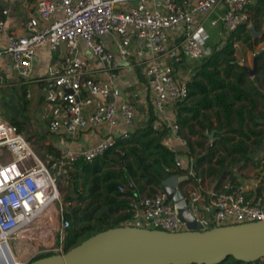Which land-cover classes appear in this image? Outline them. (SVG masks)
Masks as SVG:
<instances>
[{
	"label": "built area",
	"instance_id": "1",
	"mask_svg": "<svg viewBox=\"0 0 264 264\" xmlns=\"http://www.w3.org/2000/svg\"><path fill=\"white\" fill-rule=\"evenodd\" d=\"M9 1L27 4V0ZM254 2L36 0L23 32L5 33L0 59L6 57L7 69L26 84L33 79L36 49L41 45L50 50L63 47L59 63L34 79L41 96L39 118L52 134L74 137L100 126L105 131L90 147L59 148L44 151L39 157L26 136L0 111V264H27L39 254L65 251L69 223L62 209L54 208L59 217L56 226L42 222L58 200L57 180L74 162H91L112 147L116 139L127 138L140 117L136 106L121 98L116 81L119 68L137 67L155 114L151 126L167 127L163 143L169 148L184 144L170 113L173 104L187 97L192 64L206 55L209 34L203 23L215 7H220L221 14L210 18L209 26L221 27L223 35L240 24L248 28L249 7ZM55 13L59 16L53 18ZM3 28L4 21L0 19V31ZM81 49L93 58L83 56ZM25 95L29 96L27 92ZM120 125L125 128L118 131ZM191 163L189 158L180 174L183 187L178 188L197 230L264 220L263 189L253 182L244 185L229 179L208 184L195 173ZM174 166L182 167L176 156ZM139 204V212L125 225L164 231L185 229L162 190L141 197ZM32 241L35 245L29 247Z\"/></svg>",
	"mask_w": 264,
	"mask_h": 264
},
{
	"label": "trees",
	"instance_id": "2",
	"mask_svg": "<svg viewBox=\"0 0 264 264\" xmlns=\"http://www.w3.org/2000/svg\"><path fill=\"white\" fill-rule=\"evenodd\" d=\"M249 8L250 25L259 34L253 36L240 24L230 33L218 35L221 38L214 40L213 49L192 67L186 99L171 107L174 122L185 141L187 161L192 158L195 173L203 179L221 173L223 155L246 156L250 147H258L264 138V76L260 77L264 75V0H255ZM236 42L249 51L263 43L261 49L254 51L253 76L234 60ZM23 96L24 90L17 100L23 102ZM154 119L148 101L146 120L132 129L127 138L116 139L112 147L91 162H74L59 177H63V189L66 188L62 200L67 206L62 216L69 223L64 250L96 232L125 225L141 208L142 195L160 191L163 179L184 173V169L174 166V157L180 152L163 143L167 127L153 129ZM10 122L21 132L17 122ZM211 131L216 140L207 145L189 140V136H204V132ZM41 142L43 152L56 151ZM194 147L203 153L194 154ZM216 152L221 153L214 164L211 162ZM46 255L49 254L42 253L33 259ZM217 264H264V259L243 263L227 257Z\"/></svg>",
	"mask_w": 264,
	"mask_h": 264
},
{
	"label": "water",
	"instance_id": "3",
	"mask_svg": "<svg viewBox=\"0 0 264 264\" xmlns=\"http://www.w3.org/2000/svg\"><path fill=\"white\" fill-rule=\"evenodd\" d=\"M248 29L253 36L259 34L252 25ZM245 69L249 76L255 74V55L252 67ZM212 134L205 133L209 141ZM181 180L170 175L162 180L161 190L185 224L184 230L121 225L96 232L61 254L35 258L27 264H217L227 257L243 263L264 259V220L197 230L178 188Z\"/></svg>",
	"mask_w": 264,
	"mask_h": 264
},
{
	"label": "crops",
	"instance_id": "4",
	"mask_svg": "<svg viewBox=\"0 0 264 264\" xmlns=\"http://www.w3.org/2000/svg\"><path fill=\"white\" fill-rule=\"evenodd\" d=\"M35 2L36 0H27V4L23 6L17 1L12 2L9 0H0V19L4 21V28L2 31H0V47H3L5 44L6 32L17 35L23 32L24 22L26 21L28 15L33 13ZM2 10H5L6 13L3 14ZM220 14L221 8L215 7L207 15L203 23L209 34L208 41L215 42V35L221 36L222 34V30L219 28V26H217V28H214L209 26L208 24V20L210 18ZM58 16V13L53 14V18H56ZM262 47L263 43L259 44L254 49V51L261 49ZM254 51L247 50V52H249L251 56H254ZM80 52L85 57L93 58L86 50L81 49ZM62 55L63 47H59L56 50H50L47 45H41L40 47H38L32 58L33 79H31L26 84H21L17 80L15 75L7 69L6 57L1 58L0 76L2 78V82L0 84V108H4L10 111L12 115L10 119L20 121L22 123V127L25 123L24 130L29 132L30 134L38 135L45 145H51L55 149H83L96 144L101 139L105 131L103 126H100L96 129H90L79 133L74 137H70L64 134H52L48 132L45 129L44 123L39 118L41 96L39 86L34 82V79L44 75L50 66L58 64L62 58ZM135 68L137 69V67H120L119 74L116 79L118 87L121 91V98L130 100L136 106L140 113L139 119L135 121L130 130L142 125L147 118L148 100L146 101V104L144 101L145 99H147L148 95L145 96V89L143 87V84H140V82L138 81L139 75L138 73H135ZM27 87L33 89L32 96ZM21 88H25L23 102H21V100H17V95L20 93L19 90ZM26 92L29 94L28 97H26L25 95ZM21 109H23V111H21ZM29 122L30 125H28ZM124 128V125H120L117 129L118 131H121ZM21 133L23 132L21 131ZM171 149L180 152L175 156L178 157L181 161L182 167L180 168L184 169L188 162L187 157L184 154L186 151L185 143L173 145V148ZM190 160L192 161V158H190ZM176 175L180 176V174ZM179 187L182 188L183 186L181 185ZM139 210L137 211V213L139 212ZM137 213L135 214V216L137 215Z\"/></svg>",
	"mask_w": 264,
	"mask_h": 264
},
{
	"label": "rangeland",
	"instance_id": "5",
	"mask_svg": "<svg viewBox=\"0 0 264 264\" xmlns=\"http://www.w3.org/2000/svg\"><path fill=\"white\" fill-rule=\"evenodd\" d=\"M214 28H217V26H215ZM215 36H214L215 37L214 40L217 41L220 36H217V35H215ZM259 44H261V43H259ZM259 44H257L255 46V48ZM213 46H214L213 42H211V41L207 42L206 54H208L213 49ZM233 58L235 61L239 62L241 65L245 66L246 68L250 69L252 67L253 56H251V54L249 52H247V49L245 48V46L242 45L240 42H236L233 44ZM198 62H199V60L195 61L192 64V67L194 65L198 64ZM135 73H138V69H136V68H135ZM138 81L140 82V84L146 85L145 81H143L141 78H139ZM24 89L25 88H21L19 90V92L23 91ZM27 89L29 90V92L32 96L33 95V89H31L30 87H27ZM144 92H145V96H146L147 92L145 90H144ZM147 100H148V97L144 101L145 104H146ZM0 111H1L2 115L7 120H13V121L18 123V125L21 128V131L27 137V140L30 143L32 150L39 157H41L43 154V149L40 147L42 142H41V139L39 138V136L35 135V134L34 135L30 134L29 132L25 131L24 130L25 123H24V126L22 127V123L20 121L15 120V119H10L12 116L10 111H8L4 108L3 109L0 108ZM21 111H23V109H21ZM170 114H171L172 120L174 121L173 114L172 113H170ZM13 115H15V114H13ZM28 125H30V122L28 123ZM179 131H180V128H179ZM182 132L184 133L185 129H182ZM205 133L208 134V132H204L203 133L204 136H199L198 134H196V136H189V140L190 141H201L206 145L213 142L214 140H216V139H214V137L212 135L211 136L212 140L209 141L208 137L205 135ZM180 136H181V134H180ZM193 153L197 155V153L202 154L203 152L202 151L198 152V149L194 147ZM220 153L221 152L215 153L214 157L212 158L211 163L215 164V162H213V161L220 157ZM221 165L223 166L221 173L217 176H215V175L207 176V178H204L206 183L209 184L212 181H218V179L221 178V179H229L235 183H240V184H244V185L253 182L258 187L263 189V187H264V138L258 147L251 146L250 150L248 151V154L246 156H240L238 154L223 155V160H222ZM63 185H64L63 177H61L57 180L58 200H56L54 202V204L52 205L51 211H50L51 214H48V215L45 214V216H43V218H42V222L46 225L56 226L59 222V217L57 216V214H56L57 211H55L54 208L57 209L60 207L62 210H64V208H66V206H67V202L62 200V197H63L64 193L66 192V188L63 189ZM121 188L123 190V187H121ZM141 197H143V195ZM51 234H53V236H54V231H52ZM49 240L51 241V238ZM34 245H35L34 241H32L30 244L28 243L29 247H34ZM20 257H21V259L25 258L24 255H20Z\"/></svg>",
	"mask_w": 264,
	"mask_h": 264
}]
</instances>
